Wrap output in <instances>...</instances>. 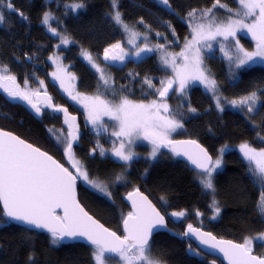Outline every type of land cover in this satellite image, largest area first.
Segmentation results:
<instances>
[{
  "label": "trees",
  "instance_id": "16d2710c",
  "mask_svg": "<svg viewBox=\"0 0 264 264\" xmlns=\"http://www.w3.org/2000/svg\"><path fill=\"white\" fill-rule=\"evenodd\" d=\"M11 2L27 19H20L15 12L0 5L5 15V21L0 23V67H6L20 85L36 88L35 83L40 84L43 80L38 77L42 75L40 66L45 65L51 71L50 58L56 54L54 47L65 36L70 40L69 46L60 49L64 53V60L77 75V87L81 93L92 94L100 89L97 74L81 57L83 52H89L114 77L115 90L102 92L103 95L117 98L115 100L125 95L143 102L148 98H158L157 89H160L161 81L167 79L168 74L160 67L158 51L139 61L128 60L121 67L101 59L108 47L125 37L124 31L114 20L115 12L119 11L124 23L150 34L157 44L179 49L190 35L184 18L194 9L202 12L212 8L216 0H169L172 8L156 0H116L115 8L113 0ZM76 3H83L85 7H70ZM219 3L234 9L239 6L237 0H219ZM216 9L225 12L222 7ZM45 12L52 15L47 25L42 23ZM53 28L56 29L55 33L51 31ZM240 42L249 48L256 46L255 40L245 36L240 37ZM211 57H207L209 67L223 95L241 98L255 92L260 97L258 107L248 116L228 108L219 112L211 96L199 86L190 87L184 98H176L175 91L167 98L173 103L177 99L176 102L186 100V107L195 109L191 111L183 106L178 107L180 110L177 114L184 124V135L177 139H195L214 157L222 146H231L224 155L223 170L214 178L215 198L220 213L216 219H209L212 215V197L199 183V171L173 151L163 152L153 163L141 157L124 164L110 156L112 152L108 156L94 153V142L82 132L73 153L83 163L90 178L99 177L107 182L113 180L116 174L123 175V180L109 183L110 198L82 181L78 185L81 203L116 233L123 235V219L131 212L125 201L126 195L132 190L141 189L165 216L172 212L188 215L186 221L168 220L169 227L180 234L184 233L187 224L239 243L257 234H264V214L257 208L264 188L253 175L255 166L251 168L250 162L238 150L244 143L255 149H264V66L241 69L237 78L235 76L230 80L227 62L219 56ZM214 60L217 61L215 66ZM146 78L151 80L154 87L145 82ZM53 88L51 96L56 105L68 107L70 112L81 118V110L72 99H67ZM58 119L60 122L64 120L61 115L47 109L35 116L24 105L0 91V128L19 135L69 167L65 148L62 145L58 147L47 131L50 128L57 129L53 121L58 122ZM102 144L105 148L110 147L107 142ZM138 149L146 151L143 147ZM196 213L203 216L200 225L195 224ZM150 245V257L160 264H212L215 260L203 253L191 240L168 232L155 234ZM93 250L94 246L78 241L61 240L53 244L50 233L11 222L0 204V264H94ZM254 250L255 254L264 256V242L255 243ZM115 259L108 258L112 264L116 263Z\"/></svg>",
  "mask_w": 264,
  "mask_h": 264
},
{
  "label": "snow or ice",
  "instance_id": "6c2138e0",
  "mask_svg": "<svg viewBox=\"0 0 264 264\" xmlns=\"http://www.w3.org/2000/svg\"><path fill=\"white\" fill-rule=\"evenodd\" d=\"M160 3L170 7L169 0H160ZM239 4L241 8L236 10L235 15L241 17L240 19L229 17L226 21L217 22L216 17L210 15L211 9L201 12L202 17L208 18L207 22L195 25L192 29V40H186L185 49L178 54L186 62L183 68L176 69V77L179 79L181 92L185 90V86L190 80L202 81L213 91L216 89V81L211 78L210 74H206V69L201 67L202 61L199 57V49L195 48L200 40H213L217 36H223L227 39L229 36H235L237 29L246 28L256 41V48L255 51L248 52L240 47L238 51L241 55L236 57L237 67L249 65V62L255 63L256 58L264 60V0H239ZM0 5L15 12L20 19H27L14 8L11 0H0ZM217 6L227 7L226 5H220L219 0H216L213 8ZM70 7L79 9L84 8L85 5L76 3L70 5ZM113 7H116V0H113ZM228 11L231 12L232 10L229 9ZM195 15V9L188 13L190 18L195 17ZM248 17L253 18L252 23H245V19ZM51 18V13L45 12L42 23L47 25ZM114 18L117 22H122L119 11H116ZM4 21V12L0 10V22ZM125 28L127 29V25H125ZM51 31L55 33L56 29L53 28ZM131 35L135 38L138 34L132 32ZM68 42L67 38L63 39V43ZM112 47L120 48V45L116 44ZM155 47L163 48L164 46L157 45ZM145 51H151V49L146 45L136 55L139 56L141 52ZM190 53L192 55H189ZM176 55L165 53L162 57L163 64L172 63L175 67ZM109 58L123 60L124 56L109 57V51L106 49L105 59ZM88 59L91 60L90 55ZM6 71V67L0 68V72ZM57 78L59 77L57 76ZM101 78L105 85L109 83L108 78L104 76L102 71ZM5 81L14 83V76L0 75V87H3L10 97L27 101L36 113H40L41 108L32 102V96L38 95V92L29 93L19 90L18 87L8 88L4 83ZM145 82L150 87H154L151 80L146 78ZM25 84H27V80ZM161 84L163 85L162 89H157V91L159 96L164 98L172 87V81H168L167 84L161 81ZM46 99L50 100L51 98L46 96ZM255 100L256 93L253 92L242 98L239 103L249 104L250 101L255 102ZM81 102L88 108L89 120L98 128L104 127L100 123L102 116H110L118 121L119 130L114 132L113 135L121 138V142L119 147H114L113 152L121 161L133 159L135 154L130 150V147L134 137L140 138L142 136L144 139L151 141L153 145L151 155L153 157L157 155L162 145L172 147L173 152L179 155L183 150L181 146L195 144L194 141L173 142L168 139V132L182 127V125L178 120L160 115L161 109L164 112L169 111V106L166 103L158 104L156 101L136 103L127 97L120 98L119 103H113L102 99L99 95L94 97L84 96ZM232 103L235 104L236 101ZM48 106L51 107L52 105L49 104ZM217 106L219 107L218 97ZM54 110L59 111L60 109L56 108ZM249 110L251 111L250 104ZM64 111L66 112V109ZM191 111H195V109H191ZM71 120L74 121L75 117H71ZM65 123L68 124L70 129L67 137L61 135L62 130L57 131L50 128L47 131L58 147L66 143L65 152L68 158L72 160V166L78 175H74L47 152L41 151L11 132L0 129V201L3 203L4 214L9 218L23 221L36 228L47 229L51 233L53 244L60 243L65 237L85 238L87 242L94 246L92 253L94 264H106V257L110 258L108 254L112 253L119 254L125 264H160L159 261L149 255L151 252L150 236L154 231H158L162 226H165L164 217L138 189L128 193V199L132 201L133 211L129 212L126 218L123 219L125 235L122 237L117 235L115 231L105 228L99 221L94 220L81 207L76 199L75 192L78 178H82L93 189L110 196L111 193L108 192L109 183L123 180V175L116 174L113 180L107 182L99 177L91 179L83 163L74 157L72 141L77 140V135L72 130L73 125L67 119ZM98 147L100 148V155L104 156L105 150L102 146L98 145ZM197 148L199 152L196 156L190 155L186 150L183 151V154L188 156L197 168L203 170L200 176L204 188L214 191L212 173L220 167L221 159L217 158L213 161L205 149L199 148L198 145ZM241 150L249 161H255L256 169L252 170L253 175L257 177L261 187L264 188V149L257 151L245 143L241 145ZM95 151L93 149V152ZM213 207L215 214L218 215L221 209L217 206L215 200L213 201ZM257 208L261 214H264V194L261 195ZM56 209H63V216L57 215ZM171 215L179 218L183 217L185 213L174 212ZM189 234L198 236L202 244L219 249L224 257L228 259L229 264H264V257L252 254L253 240L264 242V234L246 238L242 244L217 240L211 233H202L191 224L187 226V232L184 233L185 236ZM189 250L191 251V249Z\"/></svg>",
  "mask_w": 264,
  "mask_h": 264
},
{
  "label": "rangeland",
  "instance_id": "374dc122",
  "mask_svg": "<svg viewBox=\"0 0 264 264\" xmlns=\"http://www.w3.org/2000/svg\"><path fill=\"white\" fill-rule=\"evenodd\" d=\"M156 1L158 3H160V0H156ZM237 1L239 4V0H237ZM160 4L163 5L162 3H160ZM220 5H223V4L220 3ZM163 6H165V5H163ZM169 6L170 7H168V6H165V7L172 8L170 3H169ZM222 8L225 11L224 13L222 11H218V9H216V7L210 8L212 10L210 15H214L217 19V22L226 21L227 18H229V17H231L233 19H240L241 18V17L235 15L236 10L241 8L240 4H239L238 8H236V9L228 8V7H226V8L222 7ZM229 9H231L232 11L229 12L228 11ZM207 10H209V9H206L204 11H207ZM114 20H115V18H114ZM207 20H208L207 17L201 16V12H196L195 17L190 18L187 16L186 18H184V21L188 24L189 31H190V35L187 38V40H192V36H193L192 29L195 27V25L198 23H206ZM121 21H122V19H121ZM252 21H253L252 17H248L247 19H245V23H252ZM115 22L122 28V30L124 31L125 37L122 41L114 44V45L119 44L120 48H113L112 47L113 45H112V46L108 47L107 50L109 51V57L123 55L124 59L123 60H119V59L113 60L111 58L105 59V51L101 55V59L108 64H112V65H115L117 67H121L128 60L133 59V60L139 61L143 57H145L146 55H149V54L153 53L154 51H158V59H159L160 67L164 71H166L168 74L167 79H165L164 82H165V84H167L168 81H172V87L169 89L168 95L164 98H161L159 96V92H158V98L157 99L148 98V99L144 100L143 102L135 101V100H132L125 95H122V94L121 95L124 97H127L129 100L136 102V103H151L152 101H156L158 104H160V103L168 104L169 111L164 112L163 109H161L160 115L166 116L170 119L178 120L182 125V127H178L175 130L168 132V139L169 140L173 141V140L177 139L178 137L184 135V124L181 121V118L177 114V113H179V110H180V108H178V107L183 106V107L187 108L188 110L191 109L189 107H186L187 106V104H185L186 100H182V102H176L177 100H179V99H177V100H175L174 103L167 100V98L170 97V95L174 91L176 94V98H184V95H186V93H188V90L190 87L192 88L194 86H199L206 93H208L211 96V98L213 100V104L219 112H223L225 109L228 108V109H232L234 111L240 112V113L244 114L245 116H248L249 114H252L256 110V108L258 107V105L260 103V100H259L260 97L257 93H256L255 102H251V101L249 102V104L251 105V111L249 110V104H240L239 103V101L244 97L228 98L225 95H223L220 88H219V85L217 83L216 77L213 75L214 73L212 72L211 68L209 67V63H208L209 58H207L208 56H213V57L219 56L221 59L226 61L228 64L227 75H229L230 80H232V78L235 76L237 78V73L241 69L250 68L252 66H257V65L264 66V60H262L261 58H256L255 63L249 62V65H241V66L237 67L236 57L238 55H241V53H239L238 49L240 47H242L245 51L252 52V51H255V48H256V46L249 48V47L241 44V42H240L241 36H245L247 38L253 39L252 34L246 28L237 29L236 35L235 36H229L227 39H225V37H223V36H217L213 40H200L199 43H197L195 45V48L199 49V57H200V60L202 61L201 67L203 69H206L207 70L206 74H210L211 78L216 81V89H215V91H213L211 88H209L202 81L190 80L187 83V85L185 86V90L183 92H181L179 79L176 77V69L177 68H183L184 64L186 63L184 58L182 56L178 55L181 51H183L185 49V42L186 41L182 44V46L179 49H176V48L170 49L167 47L158 48L155 46L161 45V44H157L156 40L153 39L150 34L142 33L140 31L136 30L133 26H130V25L124 23L123 21L121 24H119L120 22H117L116 20H115ZM0 23H2V22H0ZM125 25H127V29L125 28ZM132 32H135L138 35L134 38L131 35ZM64 38H67V37L62 36L60 43L58 42L59 44L54 47V49L56 50V54L55 55L53 54L50 58V63L52 66L51 71H48L45 65L40 66V70H41L42 75L38 76V77H41L43 79L42 84L40 83L38 85L37 83H35L36 88H31V87L28 88L27 86L20 85L18 82V79H16V78H15L14 83L11 81H5L4 83L6 84V86L8 88H15V86H16L21 91H25V92H29V93L47 92L50 95L52 93L51 88L54 87L56 89V91H59V93L61 95L65 96L69 100L72 99L71 101L78 106L79 110H81V118H80L81 121L78 122V127H77L78 138L81 136V133L84 132L85 135L94 142V147H92V150L93 149L96 150L94 153L100 154V148L98 147V145H99V146H102L103 149L105 150L104 156H108V154L110 152H113L114 147H119V144L121 142V138L113 135L114 132L119 130L118 121H116L114 118H112L110 116H102L100 118V123L104 127L98 128L96 125H93L92 122L89 120L88 108L85 107V104L82 103L81 100L84 96L94 97V96L99 95L102 99L111 101L113 103H119L120 98H122V96L119 97L118 100H115L117 98H115V99L109 98L108 96L106 97L105 95L102 94V92L107 93L108 91L113 92L115 90L116 85H115L114 77H113L112 73L104 65L99 63L98 58L93 56L89 52H83L81 57H82V59H84L86 61V63L97 74L98 79H99V88L100 89L97 90L95 93H92V94L81 93L77 87V75L75 74V72L73 70H71V68L68 66V64L64 60V53L61 49L68 47L69 43H70V40L68 38H67V40L69 42L63 43ZM129 41H133V42L130 43ZM146 45L149 49H151V51L141 52L140 55L137 56L136 53L140 49L145 48ZM165 53L177 54L175 56V61H174L175 67L173 66L172 63H169L167 65L163 64L162 57L165 55ZM85 54H87V55H85ZM89 55L91 56V60L88 59ZM189 55H192V54L190 53ZM213 57H211V58L213 59ZM230 57H231V59H230ZM213 64L215 66L217 64V61L214 60ZM101 71L103 72L104 76L106 78H108V80H109V83L107 85L104 84L103 79L101 78ZM54 74H56V75H54ZM0 75L12 76L9 73L8 69L6 72H0ZM57 76L59 78H57ZM230 76H232V77H230ZM236 78H234V80ZM162 87H163V85H161L160 89H162ZM0 91L3 94H6L8 97H10L8 95V93L4 90L3 87H0ZM147 94L149 95L148 92H147ZM74 97H75V99H74ZM217 97L219 98V107L217 106ZM10 98L13 100L15 99L12 97H10ZM32 100H36V95L32 96ZM233 101H236V103L233 104L232 103ZM41 108H42V110L44 109L43 107H41ZM53 119H55V118H53ZM53 123L57 125V127H55V128H57L56 130L57 131L62 130L61 135L64 137H67V133L69 132V127H68V124L65 123V120H62L60 122V120L58 119V122L53 121ZM102 142H107L110 147L105 148L103 146ZM62 146L64 148H66V143L63 144ZM140 147L145 148L146 151L139 150L138 148H140ZM152 147H153V145H152L150 140H146L142 136L140 138L134 137L133 142H132L131 147H130V150L135 154L133 156V159L130 161H121V160H119L118 157H116L115 160H117L118 162H122V163L126 164V163H131L132 161H134V159H138V158L143 157V158L147 159L150 163H153L154 161H156L161 156V154L163 152H172V149L170 146L162 145L160 147V151L157 153V155L155 157H153L151 155ZM230 149H231L230 145L222 146L218 150V153L216 154V156L213 159V161H215L217 158L221 159L220 167L218 169L214 170L212 173L213 185H214V178H215L216 174L218 172H220L221 170H223V168L225 166L224 155ZM238 150L241 153V155L243 156V158L246 161L250 162L251 168H253V166H255V168H256L255 161H249L244 156L243 151L241 150V146ZM256 150L260 151L261 149H256ZM113 154H114V152H113ZM74 157L76 160H78V158L75 155H74ZM200 173L201 172L199 171L197 179H198L199 183L202 185L203 189L207 193H209L212 197V206H211L212 215L210 216L209 219L214 220V219H216L217 215L215 214V209L213 207V201L215 200L217 206H219V204L215 198V190L213 191L212 189L204 188V186L201 182ZM81 181L83 183L87 184L91 189H93L82 178H81ZM93 190L99 192L96 189H93ZM99 193H101V192H99ZM106 196H108V195H106ZM108 197L110 198V196H108ZM172 213H174V212H172ZM166 216H167V220H169V221L171 220L174 222L188 220L187 219L188 215L186 213L183 217H179V218L172 216L171 213L166 214ZM202 217L203 216L200 213H196V216H195L196 223L195 224L200 225ZM188 225L189 224H187V226ZM181 232H183V231H181ZM260 235H262V234H257L256 236H260ZM256 236H254V237H256ZM255 243H257V241L253 240V244H252L253 252H255V250H254ZM115 260H116L115 264H125L123 259L119 256V254L116 256ZM106 264H112L109 262L107 257H106Z\"/></svg>",
  "mask_w": 264,
  "mask_h": 264
},
{
  "label": "water",
  "instance_id": "95a60500",
  "mask_svg": "<svg viewBox=\"0 0 264 264\" xmlns=\"http://www.w3.org/2000/svg\"><path fill=\"white\" fill-rule=\"evenodd\" d=\"M46 96H47V97H50L51 99H50V100L46 99ZM14 100H16V101L19 102L20 104L24 105V106H25L29 111H31L35 116H39V115L41 114V111H42V108H41V107H43L44 109H47L48 111H50V112L53 113V114H59V115H61V116L63 117L64 120L67 119V120L73 125V129H72V130L75 131V133H76V135H77V140L72 141V143H73L72 151L74 150V147H75V145H76L77 142H78L77 124H78V122L80 121V116H79V115L70 112V110H69L68 107H66V106H57V105L55 104V102L53 101L52 96H51L49 93H47V92H39V94L36 95V100L33 102V103L37 104V106H39V107L41 108L40 113H36L35 110L31 107V105L28 104L27 101H25V100H23V99H20V98H15ZM49 104H51L52 106L49 107V106H48ZM56 108H59L60 110H59V111H55L54 109H56ZM65 109H66V112L64 111ZM71 117H75V120L72 121V120H71ZM0 129H2L3 131L11 132V131L6 130V129H3V128H0ZM69 130H70V129H69ZM11 133H13V132H11ZM13 134L16 135V136H19V135L15 134V133H13ZM19 137H20V136H19ZM20 138L23 139L22 137H20ZM23 140H25V139H23ZM25 141H26L27 143H30V142H28L27 140H25ZM175 141H194V142H195V144H187V145H183V146H181L183 150L180 152L179 155H177L176 153H175V154H176L178 157H180L181 159H183V160H185L186 162H188L192 167L196 168V169H197L198 171H200V172H202L203 170L197 168L196 165H194V164L191 162V160H189L188 156H186V155L183 154V151L186 150L190 155H192V156H196V155L198 154V152H199V149L197 148V145H198L199 148H203V149H205V150L207 151V153L212 157V160L214 159V156L208 151V149H207L205 146H203L200 142H198L197 140H195V139L181 138V139H175V140H173V142H175ZM30 144H32V143H30ZM32 145H33L34 147H37V146H35L34 144H32ZM37 148H39L41 151L47 152V151L41 149L40 147H37ZM171 149H172V147H171ZM172 151H173V150H172ZM47 153H48L50 156H52L53 159H55V160L58 161L60 164H62V163H61L58 159H56L52 154H50L49 152H47ZM173 153H174V152H173ZM66 159H67V161H68V165H69V167L63 164L64 167L68 168L69 171H71L74 175H78V174L76 173L75 168L72 166V160H70V159L68 158L67 153H66ZM80 181H81V178H78L77 181H76V185H75V192H76V199H77V201L79 202V204L81 205V207L84 209V211L88 213V215H90L94 220L99 221V223L102 224V225H104L105 228L110 229V228L107 227L104 223H102L99 219H97L94 215H92V214L86 209V207L81 203V201H80V199H79V191H78V185H79ZM136 190H137V189L132 190V191H130V192H134V191H136ZM138 190H139V192H140L143 196L147 197L148 201H150L151 204H152V205L156 208V210L160 213V215L164 217V221H165V226H162V227L160 228V230H158V231H154V232L152 233V235L150 236V241L152 240V238L154 237L155 234L160 233V232H168V233H170V234H172V235H175V236H178V237H180V238H182V239H189V240H191L192 242L196 243V245L198 246V248H199L203 253H205V254H207V255L212 256V257L215 258V260L212 261V264H220V262H221L222 264H229L228 259L224 257V254H223L222 252H220L219 249L211 248V247H209L208 245H204V244H202V243L200 242V238H199L198 236H196L195 234H189L188 236H185L184 233L187 232V227L185 228L184 233H182V234H180V233L177 232L176 230L170 228L169 225H168L167 217H166L165 214L160 210V208L155 204V202L150 198V196H149L147 193H145L144 191H142L141 189H138ZM130 192H129V193H130ZM125 201H126L127 205L130 207V210L133 211V208H132V201L128 199V194H127L126 197H125ZM0 204H1V207H2V209H3V211H4L2 201H0ZM56 214H57V215H60V216H63V209H56ZM7 218H8L11 222L16 223V224H19V225H22V226H26V227H28L29 229H32V230H38V231H45V232L50 233L47 229H44V228H36L35 226H33V225H29V224H26V223L23 222V221H17V220H14V219H12V218H9V217H7ZM193 227L199 229L200 232H202V233H211L214 237H216L217 240L232 241L233 243H236V244H242V243L236 242V241L231 240V239H225V238L217 237V236L214 235L212 232H210V231H208V230H205V229H203V228H201V227H198V226H193ZM110 230L113 231L112 229H110ZM50 234H51V233H50ZM117 235H119V236L122 237V236L125 235V233L123 232V235H120V234L117 233ZM62 240L65 241V242H69V241H78V242H83V243H86V244H88V245H91L90 242H87L86 239H85V238H82V237H78V238L65 237V238H63ZM91 246H92V245H91ZM252 254H253V255H256V256H259V255L255 254L254 252H252ZM117 255H118V254H116V253L108 254V256H110V257H116ZM260 257H264V256H260Z\"/></svg>",
  "mask_w": 264,
  "mask_h": 264
},
{
  "label": "flooded vegetation",
  "instance_id": "af4514ba",
  "mask_svg": "<svg viewBox=\"0 0 264 264\" xmlns=\"http://www.w3.org/2000/svg\"><path fill=\"white\" fill-rule=\"evenodd\" d=\"M35 100H32V102H34ZM81 121V120H80ZM79 121V122H80ZM77 127H78V124H77ZM79 139V138H78ZM111 153V152H110ZM110 156H113L115 159H116V156L113 154V152L110 154Z\"/></svg>",
  "mask_w": 264,
  "mask_h": 264
}]
</instances>
